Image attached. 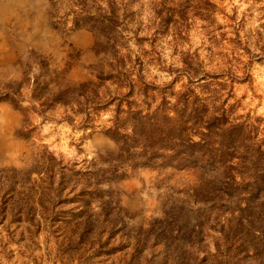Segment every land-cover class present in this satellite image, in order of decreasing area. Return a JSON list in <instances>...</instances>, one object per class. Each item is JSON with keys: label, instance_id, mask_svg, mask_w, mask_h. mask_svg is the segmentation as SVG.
<instances>
[{"label": "rangeland", "instance_id": "374dc122", "mask_svg": "<svg viewBox=\"0 0 264 264\" xmlns=\"http://www.w3.org/2000/svg\"><path fill=\"white\" fill-rule=\"evenodd\" d=\"M0 264H264V0H0Z\"/></svg>", "mask_w": 264, "mask_h": 264}, {"label": "trees", "instance_id": "16d2710c", "mask_svg": "<svg viewBox=\"0 0 264 264\" xmlns=\"http://www.w3.org/2000/svg\"><path fill=\"white\" fill-rule=\"evenodd\" d=\"M179 106V108L178 105L174 107L175 112H177V116L179 115L177 117V121H174V119H171V121L177 124V130H180L181 132H189L193 136H199L202 142L195 144V146H202L204 145V143L206 144L210 136L215 132L222 134L221 136H223L227 134H232L233 131H236L240 128V126L234 124V122L227 121L223 118H204V116L201 115L194 117L193 114L194 112H196V110L192 109L194 106L190 103L189 100L182 101L181 103H179ZM200 108H204V106H200ZM189 110L192 112V115L184 119L183 114ZM201 130H205L206 134H203Z\"/></svg>", "mask_w": 264, "mask_h": 264}]
</instances>
